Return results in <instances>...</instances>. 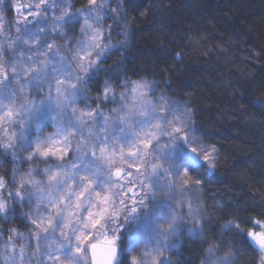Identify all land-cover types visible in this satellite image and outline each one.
Masks as SVG:
<instances>
[{"label":"snow or ice","instance_id":"1","mask_svg":"<svg viewBox=\"0 0 264 264\" xmlns=\"http://www.w3.org/2000/svg\"><path fill=\"white\" fill-rule=\"evenodd\" d=\"M126 6L39 0L14 38L0 16V154L14 165L0 175V220L19 213L28 228H10L6 238L0 229V264H172L165 253L185 232L203 236L197 194L215 175L218 150L197 134L187 102L157 94L155 80H121L105 67L128 50ZM16 161L32 166L21 171ZM222 227L236 229L264 264V220L254 222L259 230ZM219 250L209 244L201 264H234L233 250Z\"/></svg>","mask_w":264,"mask_h":264},{"label":"trees","instance_id":"2","mask_svg":"<svg viewBox=\"0 0 264 264\" xmlns=\"http://www.w3.org/2000/svg\"><path fill=\"white\" fill-rule=\"evenodd\" d=\"M86 2L73 0L76 8ZM129 5L128 50L114 53L105 67L121 80L125 75L155 80L157 88L187 102L201 129L197 134L219 153L215 175L203 183V236L185 232L168 257L172 264H199L209 244L219 243V252L236 253L234 264H258L259 256L236 229L225 234L222 226L235 221L246 232L264 220V0H129ZM10 164L0 154V175L10 173ZM21 226L18 217L0 220L4 231Z\"/></svg>","mask_w":264,"mask_h":264},{"label":"rangeland","instance_id":"3","mask_svg":"<svg viewBox=\"0 0 264 264\" xmlns=\"http://www.w3.org/2000/svg\"><path fill=\"white\" fill-rule=\"evenodd\" d=\"M38 2H39V0H2V2H0V16H3V18H4L3 19V24H4L3 31H4V33H5V35L7 37L14 38L17 35V33H16V24H17V20L18 19L21 20V21H23L25 19V17L27 18V20H31L32 19V17L30 15H28L29 8L27 6L30 5V4H33L34 5L35 3H38ZM16 4H20V5L23 6L21 8V10H20L21 13H22V15L17 12V9L15 7ZM48 19H49V22H51V12H49V14H48ZM106 24H108V23H106ZM29 27H32V25H29ZM76 31H77V33H75V34L78 35L79 34V26H78V29ZM53 39H56L57 43H59L61 45H63V43H64L63 40H61L59 37H56L55 35H53ZM3 40H4V36H0V41H3ZM162 91L164 92V90L161 89V88H157L156 89L157 94H159ZM93 96H95V95H93ZM113 106L114 105H107V107L105 108V110L107 111V110H109ZM81 107H83V105H81ZM51 131H53V129L51 127H48V128L45 129V132H51ZM1 155H3V154H1ZM6 159L11 163L10 164V173H9V176H10V174H11V168L14 165H13V161H12V158H11L10 155L7 156ZM15 166H19L20 169H21V171H26L29 167L32 166V164H31V162H26V163L21 164L20 161H16L15 162ZM44 166L45 165L41 164V167H44ZM6 195H7V193H5V196ZM201 195H202V193H198L197 194V198L200 201H202ZM17 217L19 218V213L17 214ZM19 220L23 223V221L20 218H19ZM188 226L191 227V222L190 221L188 222ZM23 227H24V229H22ZM23 227L21 226V228L19 230L21 232L27 233L28 228L25 226L24 223H23ZM8 229H10V228H8ZM7 230L4 231V233L6 234V236H7ZM253 230H259V228L258 227H253ZM6 236H5V238H6ZM205 250H204L202 259H201V261H200L199 264H201L202 260L204 259ZM29 251H31V249H29ZM170 252H166L165 255L166 256H169ZM224 253L225 252H218V255H223ZM31 264H36L35 260H33L31 262Z\"/></svg>","mask_w":264,"mask_h":264}]
</instances>
